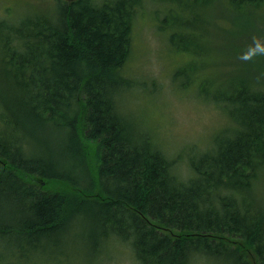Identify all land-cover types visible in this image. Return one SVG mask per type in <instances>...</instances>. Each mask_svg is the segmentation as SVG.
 <instances>
[{
    "label": "trees",
    "instance_id": "trees-1",
    "mask_svg": "<svg viewBox=\"0 0 264 264\" xmlns=\"http://www.w3.org/2000/svg\"><path fill=\"white\" fill-rule=\"evenodd\" d=\"M161 1L190 13L184 17L165 8L158 23L169 32L175 52L199 59L187 58L172 73L185 77L180 87L187 88L199 65L207 62L210 41L207 31L201 42L195 39L198 23L187 17L208 22L220 0ZM225 1L221 3L238 13L264 7V0ZM136 3L140 5L139 0H59L51 19L29 15L33 13L17 21L0 17V86L10 94V104L26 121H36L32 127L39 131L48 112L56 120L67 110L75 112L72 121L80 116L68 125V142L58 154L73 163L59 170L52 159L32 155L34 149L46 151V144L16 135L23 134V125L16 115L0 111V242L18 255L6 261L0 251L5 261L0 264H62L51 255L65 252L61 236L84 204L81 196L75 199L78 191L96 187L104 198L90 203L88 218L97 238L103 242L117 236L129 243L139 264H189L199 256L217 264H264V205L246 194L264 175V90L248 86L244 73L225 82L233 88L226 93L219 88L209 92L204 88L208 80L201 79L198 94L221 107L228 124L207 149L189 152L191 177L177 178L172 173L175 159L135 133L115 106L114 97L125 84L121 69L129 55ZM65 119L70 120L62 114L60 121ZM10 122L12 131L7 132ZM82 128L97 143L95 171L90 145L80 142L77 133ZM74 168L90 186L78 184L71 176ZM40 177L47 182L43 191L30 182ZM57 180L62 185L52 191Z\"/></svg>",
    "mask_w": 264,
    "mask_h": 264
},
{
    "label": "rangeland",
    "instance_id": "rangeland-1",
    "mask_svg": "<svg viewBox=\"0 0 264 264\" xmlns=\"http://www.w3.org/2000/svg\"><path fill=\"white\" fill-rule=\"evenodd\" d=\"M58 1L0 0V17L4 16L17 21L33 13L29 15L51 19L55 17ZM92 1L102 2V0ZM139 3L140 5L136 3L137 17L132 23L127 63L121 69L122 80L125 84L114 97L116 110L122 118H127L125 121L131 123L135 133L146 137L158 150L166 153L169 158L175 159L176 166L172 169V173L177 178L188 179L191 177L192 170L190 156H187L189 152L195 153L199 149H207L213 141L214 134L228 124L224 110L211 100H204L198 94V87L200 88L203 84L201 79L208 80L204 88L209 92L219 88L221 92L226 93L227 91L233 92V88L229 86L228 89L225 82L237 80L244 73L245 78H248L246 83L248 86L264 90V54L255 55L248 60L242 59L249 48L254 47L256 41L264 44V7H252L238 13L223 5L220 0L219 4L215 3L208 22H203V19L197 21L198 17L195 20L191 16L187 17L198 23L195 39L201 42L206 38V32L203 31H207L209 32L207 39L210 41L206 48L207 62L199 65L200 70L194 77L195 82L183 88L180 87V82L186 78H174L172 73L187 58H189L188 61L199 59L197 55L175 52L176 49L167 39L169 32L160 29L158 23L167 13L164 12L165 8L171 10L172 14L184 17L190 13L184 12L179 5L176 6L177 4L166 5L167 3L161 0H139ZM200 16L203 17V15ZM1 57L0 47V60ZM250 64H254V67ZM0 87V111L6 116L16 115L18 122L21 126L23 125V134L21 132L15 134L22 135L21 138L24 134L30 135L35 142L40 143L41 147L46 144V151L34 149L32 155L52 159L58 164L57 169L59 170L69 169L73 162L59 158L58 154L64 153V143L68 142L70 129L68 125L70 122L74 124L78 122L80 116L74 117L76 120L72 121L75 112L71 113L67 110L59 112L58 119L61 120L63 114L70 120L60 121L51 117L52 113L48 112L42 115L47 122L44 130L39 131L32 127L36 121H26L23 113H19L16 107L10 104V94L6 92L3 85ZM210 97L213 98V95L210 94ZM72 107L74 108L73 105ZM9 127L5 129L7 132L12 131L11 122ZM77 133L81 136L80 142L90 145L88 148L94 158L95 171L97 159L93 155V149L97 143L86 136L85 129H77ZM42 141L44 144L41 143ZM21 146H25L24 142H21ZM71 173L79 185L90 186L84 175H79L83 173L80 169L74 168ZM30 182L39 185L42 191L45 189L43 185L47 183L43 177L30 179ZM61 185L62 183L57 180L56 186H53L51 190H58ZM246 194L252 198H258L259 202L264 205V175L260 173L259 179L252 183ZM79 196L82 200H79ZM103 198L104 193L98 187L89 191H78L75 199L84 202L83 208L74 212L73 218L69 219L65 227V234L61 236L62 244L67 245L63 256L58 257L53 253L52 260L58 258L62 264H139L133 257L129 243L123 242L117 236L108 237L107 241L103 242L97 238L96 225L92 224L88 218L89 208L90 203H100ZM256 205L257 201H254L252 207L255 208ZM79 236L82 241L78 239ZM2 246L3 243L0 242V251L4 253L2 258L7 257L6 261H14L16 260L14 258H18V255H11ZM60 247H62L61 244L57 245V248ZM55 255L56 257L52 258ZM2 258L0 262L4 261ZM189 264L217 263L210 258L199 256L196 259H190Z\"/></svg>",
    "mask_w": 264,
    "mask_h": 264
},
{
    "label": "clouds",
    "instance_id": "clouds-1",
    "mask_svg": "<svg viewBox=\"0 0 264 264\" xmlns=\"http://www.w3.org/2000/svg\"><path fill=\"white\" fill-rule=\"evenodd\" d=\"M258 54H264V44H261L259 41H256L254 47H250L248 52L244 54L242 59L248 60Z\"/></svg>",
    "mask_w": 264,
    "mask_h": 264
}]
</instances>
